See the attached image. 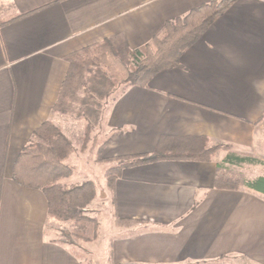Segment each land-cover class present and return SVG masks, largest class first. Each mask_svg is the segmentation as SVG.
I'll return each instance as SVG.
<instances>
[{
    "label": "crops",
    "instance_id": "0c3cea01",
    "mask_svg": "<svg viewBox=\"0 0 264 264\" xmlns=\"http://www.w3.org/2000/svg\"><path fill=\"white\" fill-rule=\"evenodd\" d=\"M210 1L0 0V264H87L53 236L45 194L13 179L34 132L59 120L53 108L66 57L117 34L141 48ZM263 120L264 0H237L178 68L112 101L105 124L117 135L103 144V158L152 154L162 139L186 137L258 158ZM226 156L125 168L114 210L134 225L112 241L114 263L264 264V197L215 188Z\"/></svg>",
    "mask_w": 264,
    "mask_h": 264
},
{
    "label": "trees",
    "instance_id": "16d2710c",
    "mask_svg": "<svg viewBox=\"0 0 264 264\" xmlns=\"http://www.w3.org/2000/svg\"><path fill=\"white\" fill-rule=\"evenodd\" d=\"M236 1L211 0L184 17L167 22L149 43L135 50L130 49L124 35L117 34L67 56L68 73L53 111L73 114L88 122L99 120L103 103L112 96L117 85L147 87L160 72L178 68L185 51L201 39ZM1 9H4L3 5H0ZM125 59L132 62L130 68L124 65ZM105 70L110 72L107 76ZM83 87H87V92L82 91ZM86 128L88 136L90 123ZM116 135L113 134L105 146ZM221 151L227 152V156L217 165L215 188L248 190L264 197V174L248 180L233 172V168L245 164L263 163L255 158L240 157L232 147L214 144L206 137L162 139L152 154L116 158L114 161L118 165L106 171L107 185L114 193L116 181L125 168L166 160L211 162ZM73 152L72 142L63 130L53 121H46L34 132L17 158L13 179L22 187L41 190L48 201L49 220L74 222L73 236L84 239L83 236L96 231V222L84 213L86 206L96 198V186L92 180L74 188L61 184V180L72 174L66 161ZM66 236L71 235L67 233Z\"/></svg>",
    "mask_w": 264,
    "mask_h": 264
},
{
    "label": "rangeland",
    "instance_id": "374dc122",
    "mask_svg": "<svg viewBox=\"0 0 264 264\" xmlns=\"http://www.w3.org/2000/svg\"><path fill=\"white\" fill-rule=\"evenodd\" d=\"M124 62L125 66L129 68L132 66V62L128 59H125ZM109 73L105 70L106 76ZM127 87L126 84L117 85V89L112 93V96L103 103L99 120L88 122V120L73 114L58 113L59 120L57 124L55 123L70 139L74 148V152L66 161L72 170V174L70 177L61 180V184L66 188H74L82 185L87 180H92L95 183L96 198L90 205L86 206L84 213L85 216L96 222V231L90 232L86 236L82 235L85 237L82 239L72 234L76 229L74 222H56L57 231L52 232V234L59 243L71 246L75 252L86 260L87 264H115L112 241L128 233L126 229L134 225V221L121 220L115 215L114 193L107 185L105 174L109 168L118 165V162L114 161L116 158H103V144L112 136L111 133H108L105 124L107 111L112 101ZM82 91L87 92V87H83ZM89 123L90 133L86 136V127ZM260 129V145L263 150L260 151L261 153L257 152L260 157L251 158L258 159L263 165L245 164L242 167L233 168V172L244 179L252 180L264 174V120ZM99 159L103 161L101 162ZM221 162L220 160L219 163ZM67 233L71 236L67 237ZM95 235L96 237H94Z\"/></svg>",
    "mask_w": 264,
    "mask_h": 264
}]
</instances>
